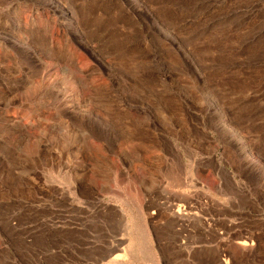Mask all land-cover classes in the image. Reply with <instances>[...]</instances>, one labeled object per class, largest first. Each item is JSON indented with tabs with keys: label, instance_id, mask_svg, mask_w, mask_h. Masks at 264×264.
<instances>
[{
	"label": "rangeland",
	"instance_id": "1",
	"mask_svg": "<svg viewBox=\"0 0 264 264\" xmlns=\"http://www.w3.org/2000/svg\"><path fill=\"white\" fill-rule=\"evenodd\" d=\"M139 1L0 0V264H264V0Z\"/></svg>",
	"mask_w": 264,
	"mask_h": 264
},
{
	"label": "bare ground",
	"instance_id": "2",
	"mask_svg": "<svg viewBox=\"0 0 264 264\" xmlns=\"http://www.w3.org/2000/svg\"><path fill=\"white\" fill-rule=\"evenodd\" d=\"M131 2L133 3V4H136V5H138L139 3H140V1L139 0H131ZM149 12H150V10H149ZM151 13V12H150ZM152 14V13H151ZM153 16L154 15H152V18H153ZM65 18H69L67 15H65ZM153 20H154V18H153ZM214 101V100H213ZM215 103V106H216V110H217V112H218V114H219V116H220V118L222 119L221 121H222V123H223V125H224V127L225 128H227V129H229L233 134H235L236 136H238V138H239V141L241 142V144H242V147H243V151H244V153H246V156H247V158L249 157V156H251L254 160H255V162H257L260 166H262V167H264V163H262V161H261V159H259V158H257V156H255V155H252L251 154V150L249 149V146L245 143L246 141H244L243 140V138L240 136V134H239V132L237 131V129L236 130H233V128L231 127V124H229L228 123V121H227V114H226V112H225V110L222 108V107H220L216 102H214ZM230 121V120H229ZM232 188H233V186H232ZM234 189V188H233ZM235 189H236V187H235ZM242 244V243H241ZM243 244H244V242H243ZM115 259V258H114ZM117 259V258H116ZM112 262V264H118V259L117 260H112L111 261ZM120 263V262H119Z\"/></svg>",
	"mask_w": 264,
	"mask_h": 264
}]
</instances>
